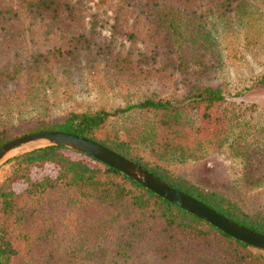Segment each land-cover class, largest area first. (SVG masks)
I'll return each instance as SVG.
<instances>
[{
    "label": "trees",
    "instance_id": "1",
    "mask_svg": "<svg viewBox=\"0 0 264 264\" xmlns=\"http://www.w3.org/2000/svg\"><path fill=\"white\" fill-rule=\"evenodd\" d=\"M18 1L34 20L73 17L67 0ZM121 2L162 28L164 42L134 58L103 46L92 25L44 51L12 50L0 61V145L44 130L89 138L264 234V174L257 172L264 160V122L255 103L229 99L264 85V71L235 85L216 76L221 65L240 60L257 43L247 28L248 0ZM16 19L15 9L0 0V34ZM98 64L121 75L117 87L145 84L149 92L124 106L59 110L53 100L60 91L57 77ZM214 154L229 161L225 174L206 165ZM2 165L0 264H264V251L85 153L46 145ZM44 166L54 174L33 178Z\"/></svg>",
    "mask_w": 264,
    "mask_h": 264
},
{
    "label": "rangeland",
    "instance_id": "2",
    "mask_svg": "<svg viewBox=\"0 0 264 264\" xmlns=\"http://www.w3.org/2000/svg\"><path fill=\"white\" fill-rule=\"evenodd\" d=\"M2 1L15 9L17 19L12 22L10 30L0 34V61L7 60L15 49L26 55L44 51L58 45L72 33H87L92 25L95 38L103 46L120 54L129 52L134 58L138 51H148L152 46L159 47L164 42L165 31L162 28L156 30L150 22L137 15L135 10L123 5L121 0H67L73 6V17L70 19L59 14L50 20L31 19L18 0ZM248 4L251 13L247 28L249 33L257 35V43L249 45L240 60H231L216 70L218 80L234 85L264 71V0H248ZM94 16L97 20L92 24ZM116 30L131 36L122 35ZM62 77L56 79L60 91H56L53 97L59 110L124 106L149 92L145 84L140 88L117 87L121 75L111 69L104 71L100 64L89 70L79 68L64 77L67 82ZM114 84L116 88L112 87ZM229 99L255 103L260 108L258 118L264 122V85L245 90L241 96ZM134 119H138L137 115H134ZM31 146H21L13 153ZM5 160L0 163V177L7 169V166L2 165ZM205 163L219 174L229 171V161L220 154L206 158ZM257 167V172L264 174V160ZM45 173L52 175L54 170L51 166H44L31 175L37 178ZM19 187V183L14 184L15 189Z\"/></svg>",
    "mask_w": 264,
    "mask_h": 264
},
{
    "label": "water",
    "instance_id": "3",
    "mask_svg": "<svg viewBox=\"0 0 264 264\" xmlns=\"http://www.w3.org/2000/svg\"><path fill=\"white\" fill-rule=\"evenodd\" d=\"M25 145L32 146L13 153L15 149ZM46 145L61 146L85 153L136 181L160 198L207 222L222 233L264 251V234L238 225L189 195L169 186L138 164L89 138L54 130L24 134L0 145V163L10 156Z\"/></svg>",
    "mask_w": 264,
    "mask_h": 264
}]
</instances>
